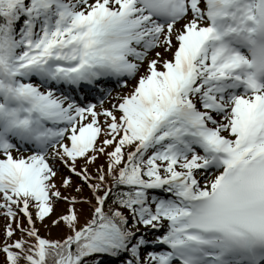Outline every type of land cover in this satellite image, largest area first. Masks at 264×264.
<instances>
[{
  "label": "snow or ice",
  "instance_id": "obj_1",
  "mask_svg": "<svg viewBox=\"0 0 264 264\" xmlns=\"http://www.w3.org/2000/svg\"><path fill=\"white\" fill-rule=\"evenodd\" d=\"M0 219V264H264V0H0Z\"/></svg>",
  "mask_w": 264,
  "mask_h": 264
},
{
  "label": "trees",
  "instance_id": "obj_2",
  "mask_svg": "<svg viewBox=\"0 0 264 264\" xmlns=\"http://www.w3.org/2000/svg\"><path fill=\"white\" fill-rule=\"evenodd\" d=\"M60 207H62V206H58V209H57L58 211L60 210ZM2 226H3V220L0 219V230H2ZM47 231H49V230L41 228L42 234H45ZM50 232H51L52 237H58V236L62 235V232L59 229L52 228V229H50Z\"/></svg>",
  "mask_w": 264,
  "mask_h": 264
},
{
  "label": "rangeland",
  "instance_id": "obj_3",
  "mask_svg": "<svg viewBox=\"0 0 264 264\" xmlns=\"http://www.w3.org/2000/svg\"><path fill=\"white\" fill-rule=\"evenodd\" d=\"M120 89L118 88L117 90H115V91H119ZM115 91H114V93H115Z\"/></svg>",
  "mask_w": 264,
  "mask_h": 264
}]
</instances>
